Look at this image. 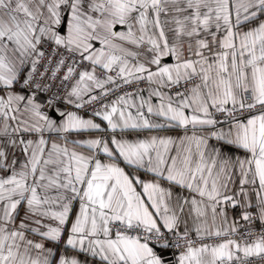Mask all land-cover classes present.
Segmentation results:
<instances>
[{
    "label": "snow or ice",
    "instance_id": "snow-or-ice-1",
    "mask_svg": "<svg viewBox=\"0 0 264 264\" xmlns=\"http://www.w3.org/2000/svg\"><path fill=\"white\" fill-rule=\"evenodd\" d=\"M0 264H264V0H0Z\"/></svg>",
    "mask_w": 264,
    "mask_h": 264
}]
</instances>
